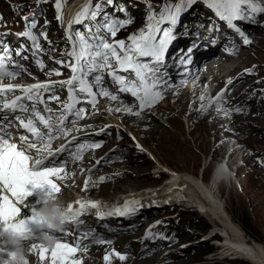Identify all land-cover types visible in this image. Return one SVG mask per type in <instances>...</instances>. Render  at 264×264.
Returning a JSON list of instances; mask_svg holds the SVG:
<instances>
[{
	"label": "snow or ice",
	"instance_id": "obj_1",
	"mask_svg": "<svg viewBox=\"0 0 264 264\" xmlns=\"http://www.w3.org/2000/svg\"><path fill=\"white\" fill-rule=\"evenodd\" d=\"M41 2L42 0H37V4ZM197 2L198 0H179L173 3V0H165L159 13L149 2L145 27L130 34L127 40H117L118 32L133 22L126 8L117 5L116 0H96L95 3L93 0H85L68 22L67 39L71 42L72 50L63 55L69 59L55 60L61 67L70 69L72 76L66 81L26 86L3 84L5 79L14 80L21 72H27L21 61L27 60L28 56L22 55L27 49L21 42L20 47L15 49L17 59L13 61V50L9 48L5 39L11 33L0 34V237L11 230L19 234L21 241H27L31 237L29 224H35L41 219L35 206L25 203L32 195L28 186L32 189H41L40 197L60 193L61 187L57 181L68 178V173L65 172L66 165L81 160L84 151L102 146V141L76 143L78 138L73 136L59 149L54 151L51 147L54 140L67 138L74 131H83L82 128H69L68 124H75L86 115L92 114L86 111L84 105H90L94 112H99L96 107L98 97H108L111 101L119 99L118 94L109 90L105 77H108L112 86L116 88V93H129L134 97L139 108V111H133L135 105L125 106L121 100V107L115 109L110 107V113L124 112L141 117L142 111L163 99L165 88L170 86L165 72L167 54L173 41L178 38L179 33L176 29L182 15ZM202 2L220 21H225L229 29H233L242 37L245 45L251 43L235 22H257V17L264 14V0H202ZM63 3L64 0H55L56 19L61 23L64 20ZM107 7H113V12H107ZM116 13H123L125 18L121 19ZM23 20L25 30L17 35L32 42V55L35 57L38 52L43 51L38 37L32 32L36 27L35 13L24 16ZM45 23L47 24V21ZM73 25H82L84 31L74 29ZM0 27H7L2 15ZM210 31L218 29L213 26ZM40 35L45 40L48 39L46 31L42 30ZM49 44L51 45V41ZM195 46L194 44L193 47ZM193 47L179 50L181 63L191 62ZM36 63L43 70L45 67L43 62L37 59ZM53 73L58 76L63 74L58 69H52L47 75L51 76ZM228 84H232V81L229 80ZM57 86L66 88L68 92L63 102L56 92ZM17 90L22 94L16 95ZM226 91L229 89H222L216 100L226 103L224 100ZM204 98L203 95L200 97L201 100ZM50 101H56L58 108H51ZM41 105L43 110L40 108ZM217 111H224L227 115L229 111L239 112L241 109L228 110L218 107ZM101 131L105 129L102 128ZM103 159L102 157L101 160ZM101 160H97L96 164L99 165ZM92 170L88 169L89 172ZM81 171L83 172V169ZM105 179L107 178L101 176L98 182ZM88 184L89 181L85 180V191L88 190ZM75 204L77 207L68 204L64 209L66 226L55 234V247L43 245V233L41 242L24 244L29 248V253H39L41 264L46 260L49 264H82L81 259L75 258L78 251L86 254L93 243L111 244V240H105L94 228L84 227L83 216L94 214L98 220L111 216L130 217L142 207L139 199L124 201L122 205L114 206L108 211L103 210L107 206L102 205L100 201L77 200ZM28 207H31L32 214L22 216V208ZM93 209L96 211L91 213ZM145 238H155L151 228ZM113 254L120 260L126 258L113 249L111 253L104 255L106 264H110V256ZM13 256V250L9 251L8 247L0 245V261H3V264H8L9 258ZM24 264H28L27 259L24 260Z\"/></svg>",
	"mask_w": 264,
	"mask_h": 264
},
{
	"label": "bare ground",
	"instance_id": "obj_2",
	"mask_svg": "<svg viewBox=\"0 0 264 264\" xmlns=\"http://www.w3.org/2000/svg\"><path fill=\"white\" fill-rule=\"evenodd\" d=\"M82 1L83 0H80L77 3H82ZM122 1L129 2V3H131V6H133L132 0H122ZM108 8H109V12L112 13L113 7H108ZM121 14H123V13H116L117 16H121ZM43 21L44 20H42V22ZM210 23H211V20H210ZM43 24H44V22H43ZM193 25L195 26L196 24L193 23ZM257 27H258L260 32L261 31L264 32V24H262V25L258 24ZM199 29L200 28H198V30ZM196 32H197V30L195 31V33ZM221 32H223V31H221ZM201 34H202V37L207 35V33L205 31H202ZM224 35H225V33H224ZM235 35H237V34H231L230 36H235ZM213 37L218 38V35L213 36ZM236 40H237V42L235 43V47L238 46L239 42L244 44L243 38H241L240 36H237ZM249 40L251 41L250 44H247V45L244 44L247 47L252 45L253 41H254V40L252 41L251 39H249ZM199 42H202V45L199 48H196V46L193 47V51L191 53L192 74L185 75V76H183L182 74L181 75L177 74L178 73L177 68L180 67L179 66L180 57H178L174 61L172 59L171 63L166 65V69H165L166 79H167L170 86L165 88V90L163 92V99L161 101V103L164 101V103L166 105L165 104L160 105L161 103H159L154 108H152V111L156 112V110H157V116L159 117V119L160 118L164 119L167 122L169 127L175 129L176 131L183 132V134H185V131H184L183 124L180 123V118L188 110L189 111L188 122L191 123V127H192L189 135L192 137L193 143L195 145H198V140H199V138L196 137L197 134L200 133L207 140L211 136V134L209 132L210 128L214 131L213 134H215L218 131H220V129L223 127L222 126L223 123H225L224 111L218 112L217 108L219 107L222 109H226L227 108L226 105L225 104L219 105L218 104L219 102L218 103L211 102V97L214 96L215 93H213V95L210 97V99L207 98L211 90H216V89L218 90V87L216 88V85L219 82L221 84V87H219V90L226 89V88L229 89V87L227 86V81H225L226 79L225 80L222 79V74L227 72V71L238 70L239 68L243 67L242 63H248L250 60L256 58L258 53H261V51L255 52V49L252 46L249 48H252L254 50H249L246 47L248 49V51H247V49H244V51H243V53L245 55H249L247 57H243V56L233 57V54H228L229 52L223 53L222 50H218V51L210 50L209 52L203 51L202 53H200L199 49L205 47L207 39L206 38H200L197 41V43H199ZM217 42L220 43L221 42L220 39H217ZM223 43L226 45L227 40L223 39ZM173 46L175 47V49H177V44H173ZM231 46H233L232 43L229 44V47H231ZM172 51L173 50L171 49V52ZM201 63H204L205 65L204 64L201 65ZM168 66H169V68H167ZM181 66H182L181 67L182 71H185L186 70L185 66L184 65H181ZM202 69H204L205 71L200 73V71ZM196 73H198L199 76L202 74V76L195 78ZM171 78H174V79L171 81L170 80ZM210 78L212 81L207 82L206 79H210ZM29 81H30V78L23 77V78H21V80L16 81V83L21 84V85H27V83H29ZM105 81H107L106 77H105ZM173 81H175L174 84L172 83ZM181 81H183V83H181ZM184 82H187L188 84L186 85V84H184ZM6 83L7 82H3V84H6ZM32 84H34V83H32ZM172 85H173L174 90L169 91V88L172 87ZM183 85H185V88L183 87ZM250 90H252V89H250ZM226 92H228V91H226ZM166 94H168V95L166 96ZM193 94L195 95L194 98L192 96ZM202 95L205 97L203 100L200 99V97ZM191 96L193 98L192 100H191ZM248 97H254L253 90H252L251 94H249L246 97L244 96L242 98V101L239 103L240 106H242L243 109L246 111H248L249 109L252 108V104L254 106H256L255 101L251 102V103L245 102ZM168 99L173 101V105L171 104V101H170V103L169 102L167 103ZM126 102H128V104H126L124 102H123V104L125 106L129 107L130 101L126 100ZM209 102H211L213 104L212 108L210 107ZM228 104L229 103L227 102V105ZM202 105L204 107H202ZM259 106H264V100L259 103ZM96 107L99 109V112H94L92 109H88V112L92 113V114L87 115V117L85 118V121L82 123L83 125H85L88 122H91L90 120L94 119V117L92 118V116L97 117L101 112H107V110H108V114L114 115V122H113L114 124L112 126H114V128H118L120 125H122L123 127L120 126L119 127L120 130L119 129L112 130V128L106 127V126H108V124H106V123L105 124L102 123L100 125H95V123H92L91 127L88 128L89 129L88 132L94 131L96 134L99 133V136L101 137V139L100 138L95 139V140L92 139V137H97L96 135L94 136L93 133H89V135L84 136V138H80V135H82V133L74 132L73 136L78 138L76 143H80V142H101L103 139L107 138L106 136H109L110 134H113V133L115 134V137L117 139H119L120 138L119 136H121V134L123 136L122 132H124L127 136H130L129 139L131 140V146H133L132 150H134V151H131L129 154H127V152L125 151V148H123V146H121L119 144L111 145L110 143L112 140L107 141L105 147H104L105 143L103 142V144L101 146V148H102L101 151L95 152L92 149H90V150H86L83 152V157L78 162H80L82 164L81 166H84L86 168L85 172H87V173H84V174H87L88 176H90L94 172H97L100 170H105L106 167H110L112 165L111 163H116V164L119 163L118 161L114 162L113 160H121L120 163L123 164V162H125V158H127L128 162L130 164H133L134 167H136V168L132 169V170H134L135 175H138V177H141L145 173V176H147L148 173L151 172V170H150V167H151L150 164L152 162L150 160L151 157H155L154 162H156L155 166H157L156 168H153L155 170L152 172V174L155 176H158V180H160L161 178L164 177L161 173L162 172L161 170L164 171V169L170 168L171 170L169 171V174L170 175L174 174L175 170L173 171L171 166L168 167V165L165 166L163 164L167 162V160H164L165 154L168 151V149L166 150V148H168L167 145L170 144L171 142H173L174 140H176L177 138L170 133H165V131H167L168 128L166 130L163 129L162 126L164 124L162 122H160L161 120H159L158 118L152 117V112L149 109H145L144 111L141 112V117H142L141 118V117H137V116L132 115V114H126L124 112H111L110 113L109 112L110 107L113 109L121 107L120 100L104 102V103H101L99 106H96ZM105 109H107V110H105ZM167 110L168 111L172 110L173 112H177V114L179 115V118H175V119L169 118L168 119L167 118L168 114L166 113ZM133 111H139V110L137 109V107H133ZM96 117H95V119H99ZM128 117L133 118V119L129 120L130 123L133 122V125L131 127L132 129L130 132L128 130H125V128H124V127H126L125 125L130 124L128 121H126V118H128ZM165 117L167 119H165ZM244 117L235 118V120H233V121H238L240 118H242V119L244 118L245 121L246 120L248 121V119H246V116H244ZM210 119H212V120L210 123H208V121ZM256 119L257 120L259 119V120L263 121V123H264V119H262L260 117H258ZM87 120H89V121H87ZM226 123H227V121H226ZM229 126L230 127H228V129L225 131L227 136L225 139L221 140V143L219 144L217 150L222 152V151H224V149L226 148L227 145L228 146L230 145L229 138L233 135V133H236L234 136L236 143H234L232 145L236 146V149H234L233 151H231L229 153H227V149H226V151H225L226 157L224 156V158L220 162H216V163L212 164V167H213L212 176L208 179V181H205L206 176L208 174V171L206 169L204 170V172H202V175L199 178H195L194 176L186 175V173L175 174L177 176L175 178L180 179L179 185L181 186L182 193H184L185 195H188L190 192L192 193L191 202L193 204L199 206V209L196 210V214H199L202 217L204 216V217H206V219L214 222L213 224H211V226H208V227H210V229L214 230L217 227L220 228L219 231H220L221 236L223 238V240L221 241V247L222 248L224 247V251L230 252L231 255L236 254L239 259L240 258L241 259H243V258L247 259L252 264H264V243L263 242L261 243L259 241H255L254 239L250 238L246 234L244 227L242 228L240 225H238L236 222H234L230 216H228V215L226 216V213L228 210H227V205L223 201V199H224V195H223L224 186L221 185V183H223V185H225L226 184L225 181H227L228 186H230V188L228 187L229 190L231 189L230 191H233L234 188L236 190V186H237V185H235L236 181L233 182V180H232V177L233 176L235 177V173H234V169H233V166L235 163L232 164L234 157L238 156V153H239V156L241 154H245V156H247L248 151L250 149L264 148V125H258V127H255L250 123H243V124H239V125L238 124H234V125L231 124ZM68 127H69V125H68ZM102 128H104L105 131L99 130ZM126 128H128V127H126ZM146 130H147V132L145 134H148L150 140L158 146L157 148H159V150H157V151L159 153L160 158H158L156 156L157 153L152 148H150L148 145L145 144V142L142 141L143 139L141 138V136L143 135V133ZM71 139H72V136L69 139H67V138L56 139L57 141L52 143L51 147H52V149L60 148L62 145H65L68 140H71ZM208 144L206 142H203L202 145L201 144L198 145V149L200 150V152L203 151L204 153H207L209 151L208 146H207ZM138 145L140 147H138ZM111 147L113 148L111 151L105 152L106 150L111 149ZM169 149H171V148H169ZM178 150H181V149L178 148ZM144 152H146V153L148 152L149 157H147ZM189 154H190L189 152L185 153V154H183V152H182V154H178L177 152H175V155L180 157V159H181L180 161H182V159H184V158H187V156ZM87 155H89V157H88V160L85 162L84 158ZM144 155L146 157H144ZM102 157L104 158L103 160H101ZM97 160H101V163L99 165L96 164ZM83 163H85V164H83ZM125 165H126V163H125ZM221 166H223V167H221ZM160 167L162 168L161 170L159 169ZM71 168H73V169L76 168L75 161L69 162L66 165L65 172L68 173V178H70L69 170ZM126 168L127 169H125L124 172L119 170V169H114V170L110 169L108 174L105 176L108 179L106 180L104 185L103 184H97V183L96 184H93V183L90 184V186H88L89 187L88 188L89 193L95 197H106L107 196L110 198H114L116 195H125L127 192L126 193H120V194H116V193L124 191V190H120V189L122 187L125 188V186H127V185L133 184L134 179H135L134 178L133 180H131V178L128 177V173H127L128 167H126ZM88 169H93V170L91 172H89ZM243 169H244L243 167L239 168L237 174L241 173V171ZM79 171H80V169H79ZM254 173H256V171H254ZM77 174L79 175L78 170H77ZM229 174H231V176ZM87 175H84V176L82 175L81 177L83 178V177H86ZM63 181H66V179ZM88 181H90V180H88ZM91 181H93V180H91ZM78 183H80V181L79 182L77 181L76 183H73V181H72V183L70 184L68 189L65 188V186H63V185H60V187L62 188L64 193H66L68 190H71V188L75 189L76 192L79 191V193H80V191H82L84 187H83L82 183H80V184H78ZM156 186H160V184L157 183ZM135 187H136V185H135ZM125 190L141 191L144 189L141 188L140 190H138V188L135 189L132 187L131 189L126 188ZM71 191H73V190H71ZM111 193H113L114 195ZM63 199L66 200V197H63ZM153 212H154V210L152 208H147V209L142 211L143 214H145V213L148 214L144 217V218L148 219V222H146V223L150 224V223H152V220H155V219H158L159 217H161V215H159V216L153 215ZM151 214L153 216H149ZM184 216L186 217L187 215H184ZM164 217H165V220H167V221L172 220L171 215H169V214L166 215V213H165ZM88 218L92 223L99 221L96 216H89ZM141 218L142 217L131 218L123 227L124 233L127 234L130 231H136V230L138 231L139 230L138 228H136V229H134V228L140 226V224H139L140 222L137 220L142 221ZM129 223L133 226L130 227L128 225ZM146 223H145V225H146ZM94 224L95 223H93L91 226L93 227ZM98 224H100V222L97 223L96 225H98ZM148 228L146 227V229L144 230V235L141 237H131L133 235H127V236L123 237L122 234H120L119 236H120V238L121 237L122 238H121L119 243L113 242V244L108 245V246L96 245L95 243H93L89 246L86 254H83V253L78 251L76 254V257L81 259V257L83 255L85 256V259H81L82 264H103L104 255L106 253H111V251H113V249H115L116 252L121 253L126 258L124 260L118 259V260L110 261V264H153V263H150V262H152V260H151L150 256H148V254H150L151 251L155 250V248H154L155 245H157L159 243L156 242V238H149V239L145 238V236H146L145 234L148 231L147 230ZM98 230H100V228H98ZM197 232L200 233L198 230H197ZM179 237L181 239L182 238L184 239L185 235L184 236H183V234L172 235V239H178ZM33 242H35V238H30L27 241H24L23 244L26 243V244L30 245ZM213 243H215V242H213ZM120 244H123V246L120 248V250H117L116 247L119 246ZM134 249L135 250L138 249V251H137L138 254L136 253V251ZM178 251L185 253L188 251V247L187 248L184 247V248L178 249L176 251H170L169 254L162 255V257H165V256L168 257V255H174ZM217 253L218 252H214L211 254L214 256ZM113 256H114V254L111 255L110 257H113ZM137 256H138V258H137ZM194 256H195V254H193L190 257L196 258ZM208 256H206L204 260L207 261L208 263L215 264L216 263V261H214L215 257L214 258H208ZM156 257H157V259L159 258L158 256H156ZM153 259H156V258H153ZM163 259H165V258H163ZM169 260H171V259H169ZM205 261L202 264H206ZM47 262H48V260H47ZM185 263H189V260L186 261ZM185 263H182L179 261H175V262L172 261L170 263L168 261V263H166V264H185ZM48 264H49V262H48ZM104 264H106L105 260H104Z\"/></svg>",
	"mask_w": 264,
	"mask_h": 264
},
{
	"label": "rangeland",
	"instance_id": "obj_3",
	"mask_svg": "<svg viewBox=\"0 0 264 264\" xmlns=\"http://www.w3.org/2000/svg\"><path fill=\"white\" fill-rule=\"evenodd\" d=\"M190 19L193 20L192 24L193 23L196 24L193 27L194 31H193L192 37L198 39L200 36H202V34H201L202 31H205L207 33V36H209L210 28H213V25H212V21L210 24V20L205 16V14H203L202 12L198 13V15H196V13H193V15L191 16ZM201 25L203 27H201ZM207 25H211V27L209 28V26H207ZM257 25L258 24H256V26L253 27L252 30H250V32L246 31L245 35L248 37V39H251L252 41L254 40L253 44L250 45L249 47L252 46L255 49V52L261 51V53H258L257 57L250 60L248 63H242L243 67L239 68L238 70L227 71V72L222 74V79L223 80L226 79L225 81H227V86L230 89L228 92L225 93V97L227 98V102L229 101L232 105L235 106V108H240L241 111H239V112L229 111V113L227 115L224 113L225 123H223V125H222L223 127L220 129V131H218L215 134H213L214 131L210 128L209 132H210L211 136L207 140L200 133L197 134V136H196L197 138H199L198 145H200V144L202 145L203 142H206L207 144L209 143L207 145L208 150H209V151L207 150L208 151L207 153H204L203 151L200 152V150L198 149V145H195L193 143V139L189 135L192 127H191V123L188 122V114H189L188 110L180 118V123L183 124L184 131H185V134H183V132L176 131L175 129L169 127L167 122L164 119H161V118L159 119V117L157 116V110H156V112L152 111V108H154L157 104L150 107V108H146L152 112V117L158 118L159 120H161L160 122H162L164 124L162 126L163 129L166 130L168 128L167 131H165V133H170L177 138L176 140H174L173 142H171L170 144L167 145L168 148H166V150L168 149V151L164 157V160H167V162L164 163L163 165H165V166L168 165V167L171 166V168L173 170H175L177 172H181V173L184 172V173H186V175L194 176L195 178H199L202 175V172H204V170L206 169L208 171V174L206 176L205 181H208V179L212 176V171H213L212 164H214L216 162H220L224 158V156L226 157L225 151H226V149L228 151V145L226 146V148L222 152L218 151L217 148H218L219 144L221 143V140L226 138L227 134L225 133V131L228 129V127H230L229 125H231V124L232 125H234V124L239 125V124H243V123H250L255 127H258V125H264L263 121L256 119L258 117L264 119V106H259V103L264 100V96H263V92H262V89L264 88L263 75H261V74L254 75V74L250 73V71L252 69L251 66H253V65H256V66L259 65V67L262 70H264V32H262V31L260 32ZM198 28H200V29L198 30ZM189 30H190V27L184 28V31H185L184 39H181L184 46H186V50L189 47H193L194 44L196 45V48H199L202 45V42L197 43L198 40H196V42H192L190 39ZM196 30H197V32L195 33ZM217 35H218V38H214V42H213V40H210L212 42L207 40L206 45H205L206 50L201 48V49H199L200 53L203 50L207 51V52H209L210 50H214V51L222 50L223 53L225 51V52H229L228 54H233V57H238V56L247 57L249 55H245L243 53L244 49L248 48L249 50H254L252 48L245 46L241 42H239L238 46L235 47V43L237 42L236 37L239 36L238 34L235 36L229 37V35L225 34L226 35L225 36L223 32H219V33H214L213 36H217ZM217 39H220L221 42L218 43L219 41L217 42ZM223 39L227 40L228 45L227 44L225 45L223 43ZM200 43H201V45L199 46ZM230 43H232L233 46L229 47ZM248 49H247V51H248ZM179 50L180 49H178V51ZM203 64L204 63H201V65H203ZM180 65H182L181 62L179 63V66ZM178 70H177V72H178L177 74H179V75L185 73V71H182L181 68ZM248 70H250V71H248ZM203 71H205V70L202 69L200 71V73ZM200 76H202V74ZM200 76L198 75V73H196L195 78L200 77ZM173 79L174 78H171L170 80L172 81ZM206 80H207V82L212 81L211 78L206 79ZM229 80L232 81V84H228ZM172 83L174 84L175 81H173ZM184 84L187 85L188 83L184 82ZM183 87L185 88V85H183ZM217 87H218V90L216 89V90L210 91V93L207 97L208 99H210V97L213 95V93H215L214 95H216L218 92L221 91V90H219V87H221L220 82L216 85V88ZM249 88L253 90L254 97H248L245 102L251 103V102L255 101L257 107L252 104V108L249 109L248 111H246L243 109L242 106H240L239 103L242 101V98L244 96L246 97L252 93V90H250ZM173 90L174 89H173V85H172V87L169 88V91H173ZM167 95L168 94H166V96ZM192 96H193V98L195 97L194 94ZM192 96H191V100L193 99ZM212 100H213V96L211 97V102H213V103L219 102L218 103L219 105H223V104L227 105V102L226 103L223 101L214 102ZM170 101L171 100L168 99L167 103L168 102L170 103ZM123 102L128 104V102H126L124 100H123ZM211 102H209V105L212 108L213 104ZM162 104H165L164 101L160 105H162ZM171 104L173 105V101H171ZM129 107H132V106H129ZM235 108H233V109H235ZM105 110H107V109H105ZM166 113L168 114V117H167L168 119L169 118H174V119L179 118V115L177 114V112H173L172 110H169V111L167 110ZM244 116H246V119H248V121L244 120V118H245ZM93 117H94V119L90 118L91 122L86 123L87 126L90 125L89 127H91L92 123H95V125H100L102 123H104V124L106 123L108 125H111L110 128H112V130L119 129L120 126L123 127L122 125H120L118 128H114V126H112L114 124L113 123L114 122V115L108 114V110H107V112H101L97 117L92 116V118ZM95 117L99 118V119H95ZM239 117H244V118L243 119L240 118L238 121H233V120H235V118H239ZM167 118L165 117V119H167ZM131 119H133V118L128 117V118H126V121L129 122V120H131ZM211 120L212 119H210L208 121V123H210ZM87 121H89V120H87ZM226 121H227V123H226ZM132 125H133V122H131L129 125H125L126 127H128V128L124 127L125 130H128L130 132L132 129L131 128ZM99 130H101V129H99ZM146 132H147V130L141 136V138L143 139L142 141L145 142V144L148 145L150 148H152L157 153L156 156L158 158H160L159 153L157 151V150H159V148H157L158 146L150 140L148 134H145ZM122 133H123V136L121 134V136H119L120 137L119 139H117L115 137L114 133L110 134L109 136H106L107 138L102 140L105 143L104 147L106 146L107 141L112 140L110 143L111 145L119 144V145L123 146V148H125V151L127 152V154H129L131 151H134V150H132L133 146H131V140L129 139L130 136H127L124 132H122ZM235 134L236 133H233V135L229 138L230 144L236 143V141L234 139ZM56 141L57 140H55V142ZM112 147H111V149L106 150L105 152L111 151L113 149ZM169 148H171V149H169ZM178 148H180L181 150H178ZM175 152H177L178 154H182V152H183V154L189 152L190 154L187 156V158H184V159H182V161H180L181 160L180 157L175 155ZM144 153L147 157H149L148 152L147 153L144 152ZM145 155H144V157H146ZM150 160L152 161L150 164L151 172L148 173L147 176H145V173L141 177H138V175H135L134 170H132V169H134L136 167H134L133 164H130L128 162L127 158H125V162H123V164L120 163L121 160H113L114 162L118 161L119 163H117V164L111 163L112 164L111 165L112 167L110 166L111 168L106 167L105 170H100V171L94 172L90 176H88L87 174H82L83 176L84 175H87V176L82 178L81 177L82 175H81V176H79L78 179H74L73 183L80 181V183H82L83 187H84L85 180H90V182L88 184V186H90V184L93 183V181H91V180H98L101 176L105 177L108 174L110 169H112V170L119 169V170L124 172V170L127 169L126 167H128V172H127L128 177H130L131 180H133L135 178L134 183L131 184L132 186L127 185V186H125V188L122 187L120 190H124V191L117 192L116 194L129 192V190H125L126 188L131 189L133 187L135 189L138 188V190H140L141 188L145 189L146 187H148L150 185L151 186L156 185L160 181V180H158V176H155L152 174V172L155 170L153 168L157 167V166H155L156 162H154L155 157H151ZM125 163H126V165H125ZM83 164H85V163H83ZM232 164H234L233 169H234L235 177L237 178L236 179L234 176L232 177L233 182L236 181L235 182L236 183L235 185H237L236 190L234 188V190H235V191L233 190L234 192L230 191L231 190V189L229 190L230 186H228V183L225 180H224L226 183L225 185H223V183H221V185L224 186V188H223V195H224L223 201L227 205V210H228L226 213V216L227 215L230 216L234 222H236L242 228L244 227L246 234L250 238L254 239L255 241H259L261 243L262 242L264 243V173L261 170V168L259 169L257 166H255L252 163V160H250L248 158V155L245 156V154H241L239 156V153H238V156L234 157ZM80 167H81V165H80ZM221 167H223V166H221ZM241 167H243L244 169L241 171V173L237 174L238 169ZM159 169L161 170L162 168L160 167ZM254 171H256L257 174L254 173ZM78 172H79V170H78ZM85 173H87V172H85ZM229 175L231 176V174H229ZM98 181H96L98 184H103L102 182H98ZM80 183H78V184H80ZM93 184H95V183H93ZM135 185H136V187H135ZM71 190L75 191V189H71ZM71 190H68V193H64V196H66V197L70 196L73 193V191H71ZM82 191H85L84 188ZM82 191H80V192H82ZM111 194H113V193H111ZM103 198H105V200H106V198L108 199L110 197L106 196ZM189 212H187L188 214L186 216L185 223L190 225V227L193 226L196 229V232L198 230L200 232V234H201V231L205 230L208 226H211V224L214 223V222L206 219V217L200 216L199 214L192 215V217H191ZM171 213L172 212H169L167 214L171 215ZM160 218L163 219V217H160ZM145 219L146 218H141L142 221L137 220L140 222L139 223L140 226L135 227L134 229L138 228L139 229L138 231L137 230L136 231H130L127 234L123 232L122 236L123 237L127 236V235H133L131 237L143 236L144 230L146 229V227L148 228L152 223L157 221V219L152 220V223L149 224V223H146V222H148V220L146 219L147 220L146 221ZM145 223H146V225H145ZM128 225L130 227L133 226L130 223ZM150 228H151V233L153 234L154 237H156V242L159 243V244L155 245V247H154L155 250L151 251L150 254H148V256H150V258L152 260V262H150V263L166 264V263H168V261L170 263L172 261L173 262L179 261V262L185 263L186 261L189 260V263H185V264H202L205 261L204 259L206 256L209 255L208 258H214L215 257L212 254H210L214 251V249L212 247H209L210 244H207V243L203 244V243L199 242L200 236L197 233H196V236L193 237L189 234L188 231H185V232H182L185 235L184 239L183 238L181 239L179 237L178 239L170 238V239L164 240L161 238L157 239L158 238L157 234H156L157 229H158L157 226L151 225L147 230L149 231ZM194 228H192V229H194ZM177 232H178L177 235L182 234V233H180V230H177ZM121 238H120V236L114 237V242L119 243ZM119 246L122 247L123 244H120ZM184 247H186V248L188 247V251L185 253L178 251L174 255H168V257L167 256L162 257V255L169 254L170 251H176V250L184 248ZM116 248L118 249V246ZM135 251L137 253L138 249ZM193 254H195L194 257H196V258L190 257ZM156 256H158L159 258L157 259ZM137 258H138V256H137ZM153 258H156V259H153ZM163 258H165V259H163ZM81 259H85V256L83 255L81 257ZM169 259H171V260H169ZM214 261H216L215 264H252L249 260L244 259V258L243 259L238 258V259H232V260L231 259H223L222 261L214 258ZM205 262H206V264H212V263H208L207 261H205ZM103 264H104V260H103Z\"/></svg>",
	"mask_w": 264,
	"mask_h": 264
},
{
	"label": "clouds",
	"instance_id": "obj_4",
	"mask_svg": "<svg viewBox=\"0 0 264 264\" xmlns=\"http://www.w3.org/2000/svg\"><path fill=\"white\" fill-rule=\"evenodd\" d=\"M39 199L43 201V205L39 209L41 219L34 225L43 233V245L52 248L56 244L55 234L66 226L63 212L67 204L60 193L47 197L41 196ZM0 245L14 251V256L9 258L8 264H24L30 250L24 246L18 233L7 231L3 237H0ZM0 264H3V261H0Z\"/></svg>",
	"mask_w": 264,
	"mask_h": 264
},
{
	"label": "built area",
	"instance_id": "obj_5",
	"mask_svg": "<svg viewBox=\"0 0 264 264\" xmlns=\"http://www.w3.org/2000/svg\"><path fill=\"white\" fill-rule=\"evenodd\" d=\"M11 16H13L17 21H19V16L16 13H11Z\"/></svg>",
	"mask_w": 264,
	"mask_h": 264
}]
</instances>
